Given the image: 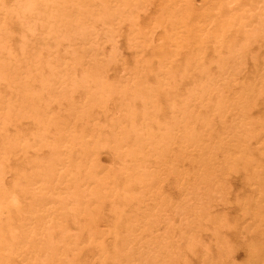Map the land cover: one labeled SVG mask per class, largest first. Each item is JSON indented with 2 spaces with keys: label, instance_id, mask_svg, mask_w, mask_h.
I'll return each instance as SVG.
<instances>
[{
  "label": "bare ground",
  "instance_id": "1",
  "mask_svg": "<svg viewBox=\"0 0 264 264\" xmlns=\"http://www.w3.org/2000/svg\"><path fill=\"white\" fill-rule=\"evenodd\" d=\"M143 1L153 3L0 0V264H192L190 252L199 264H242L226 227L249 241L248 259L262 252L246 264H264V59L249 52L264 48V0H203L198 10L159 0L150 19L161 43L128 80L106 79L95 52L101 66L84 68L91 45L80 42L99 38L90 23L114 21L119 6L132 27ZM135 30L128 41L138 33L142 48L151 44L147 29ZM49 40L77 45L58 57ZM34 41H46V55ZM53 102L67 113L49 114ZM94 109L104 113L91 122Z\"/></svg>",
  "mask_w": 264,
  "mask_h": 264
},
{
  "label": "rangeland",
  "instance_id": "2",
  "mask_svg": "<svg viewBox=\"0 0 264 264\" xmlns=\"http://www.w3.org/2000/svg\"><path fill=\"white\" fill-rule=\"evenodd\" d=\"M191 2H192V4H191V6H193V7H196L195 9H197V7H198V9H199V7H200V9H203L202 8V6L203 7H205V4H203L204 3V1L203 0H194V1H192V0H190ZM147 2V1H146ZM146 2H142V4H139L138 5V8H136L135 10V12H134V16H136V18H135V25L134 26H136V28H134V26H132L131 27V24H130V22L129 23H127V22H125V20H126V18H123V20H122V14H120V12L122 11V13H123V10L124 11H126L127 12V10L126 9H123V8H121V7H119V6H116L115 8L116 9H118L119 11H116V9H115V11L116 12H119V15H115L114 17H115V19H113L114 21H111L110 23H107V24H105V23H103V22H101V23H103V24H100L99 22H98V24L96 23V22H93V24L92 23H90V25H93V26H90V25H88V26H90L89 28H90V30L89 29H86V25H84L83 27H85L84 29H86L87 31L89 30V34H90V31L91 32H93L92 33V35L90 34V37L92 36L93 37V34H94V31H95V33L96 32H98L99 34V38H98V36H96L97 35V33L96 34H94V36H96L97 38H95L96 40H97V42H93V41H96L95 39H94V37L93 38H90V42H91V39H94L92 42H93V44H94V46H95V44H97L96 45V47L94 48L93 47V44H92V42L90 43L89 42V40L86 42V41H81L80 43L82 44V46L83 47H85V46H87L88 44H90V45H88V47L89 48H85L86 49V51H85V53H87V56H89V57H91L92 58V60H93V58L95 57H99V58H97V60L99 59L100 61H103L104 60V63L103 62H101V63H103L102 64V66L104 67L103 69H105V70H103L102 69V72L101 73H103V75H105V77H106V79L108 78V80H112V76H114L113 77V80H118L119 79V81H121V82H123L124 80H128L129 78H127V77H130V76H128V75H124L123 76V74L126 72L127 74H133L132 73V70L134 69V65H141V63H140V59L141 58H144V62H145V59L146 58H149V57H151L153 54L151 53L152 51H150L149 50V48L151 47V45L152 46H154V45H158V43H161V37H162V32H160V30H157L158 29V27H154L155 25H154V22L155 21H153V20H151L152 18H155V16L157 17V15H159L160 14V11H161V7L162 6H159V3H160V1L159 0H155V2H154V0H152L151 2H153V3H146ZM157 2H159V3H157ZM143 3H146L147 5H144ZM139 6H142V9H139ZM157 6H159L160 8H158ZM120 8V9H119ZM141 8V7H140ZM157 8L160 10H158L157 11ZM122 9V10H121ZM197 9V10H198ZM138 11V15H137V12ZM201 11V10H200ZM214 11V10H213ZM116 12H114V13H116ZM126 12H124L125 13V15H126ZM157 13V14H156ZM213 13V12H212ZM116 14H118V13H116ZM128 14V13H127ZM156 14V15H155ZM155 15V16H154ZM118 16H120V17H118ZM150 16H152V17H150ZM116 18H117V20H118V18H120L119 19V21L118 22H121V23H116ZM138 18V19H137ZM151 18V19H150ZM143 20H147V21H145V22H143ZM148 20H149V22H152V24L151 23H148ZM151 20V21H150ZM129 21V20H128ZM112 23H116L115 25H113ZM147 23V24H146ZM94 24H96V25H94ZM110 24V25H109ZM113 26H115V27H117V28H115V27H113ZM118 24V25H117ZM146 25V26H145ZM96 26V27H95ZM102 26H104V30H102L103 29V27ZM118 26H119V28H118ZM147 26H149V27H147ZM150 26H152L151 27V30H152V28H153V30L152 31H150V29H148V28H150ZM99 27H102V29H100ZM147 27V28H146ZM208 27V26H207ZM99 28V30H97L96 31V29H98ZM106 28H108V30L106 29ZM114 28H115V30H114ZM132 28V29H131ZM138 28V29H137ZM94 29V31H92V30ZM116 29H118V31L116 30ZM136 29V30H135ZM147 29V30H146ZM155 29V30H154ZM160 29V28H159ZM81 30H83V28H81ZM105 30H107V31H109L110 30V32H111V34H109V36H111V37H109L108 35H107V33H110V32H107V31H105ZM131 30H135V32H138V30H139V33H141V32H146V31H149L150 33H149V35L151 36V38L153 39L152 40V42L149 40V42H151V44L149 43V44H144V48H142V42H141V40H138V38H139V35H138V33H135V34H137V36H135V37H133V40H131V41H128L129 39H131V38H129V36L127 35V34H133V32H131ZM146 30V31H145ZM84 32H85V30H83ZM100 31H102V32H100ZM128 31H130L129 33H128ZM141 31V32H140ZM159 31V32H158ZM113 32V33H112ZM158 32V33H157ZM102 33H104V35H107L106 37H108V39H105L106 37L102 34ZM152 33H153V35H152ZM156 33V34H155ZM160 33V34H159ZM113 34V35H112ZM155 34V35H154ZM159 35V36H158ZM155 37V36H157V37H155V38H153V37ZM101 37V38H100ZM131 37V36H130ZM114 38V39H113ZM129 38V39H128ZM135 38V39H134ZM137 38V39H136ZM157 39V40H156ZM100 40H102V41H100ZM110 40V41H109ZM160 40V42H158ZM55 42L54 43H52V41L50 42V40H49V42L47 41H44V42H46V44H48L49 46H50V49H49V47L47 46V45H45L44 44V42L42 43V41H41V43L38 41V43H37V41L33 44V47H34V45L36 44H39V46L37 47L36 45H35V50L38 48H41V45L42 44H44L43 46H44V48L46 49V48H48V50H51V51H53L55 54H57L56 56H58V57H60L59 55H61L62 56V54H67V53H69L70 52V50H71V48H72V46L74 47L75 46V44H76V42H72V41H57V40H54ZM114 41V42H113ZM134 43H133V42ZM21 42V40H19L18 41V45H19V43ZM57 42H59V43H57ZM61 42V43H60ZM66 42H67V44H66ZM101 42V43H100ZM131 42V45H128L129 43ZM244 42V41H243ZM68 43H75L74 45L72 44V45H70V44H68ZM87 45H86V44ZM114 43V46L112 45ZM137 43V44H136ZM157 43V44H156ZM21 44V43H20ZM55 44L58 46H55ZM139 44H140V46H141V48L139 47ZM70 46L71 48L69 49L68 47H66V46ZM77 45V44H76ZM116 45V46H115ZM79 46H81L80 44H79ZM129 46H131V48L129 47ZM147 46V47H146ZM32 47V49H34ZM56 47V50L55 49H51V48H55ZM62 47V48H61ZM111 47H114V48H111ZM250 47L252 48H250V50H249V52H252V51H256V54L254 53L252 56H255V55H257V52L260 54V56L259 55H257L256 57L258 58L259 57V59H264V53H260V50H263L264 48L263 47H260V48H257V45H256V43H253V44H251L250 45ZM43 47L41 48V52L43 53L42 55H46V54H44V53H46V52H43V50H45ZM92 48H93V52H91L92 51ZM97 48H99L100 49V51L97 49ZM134 48L135 49H140V50H138V52L140 51L141 52V54L143 55V52H144V56H142L141 54H140V52L137 54V52H136V50H134ZM256 48V49H255ZM43 49V50H42ZM58 49V50H57ZM65 49H67V50H69L68 52H66L65 51ZM89 49V50H88ZM91 49V50H90ZM96 50H98L99 52H101V53H99V56L97 55L98 54V51H96ZM102 50V51H101ZM114 50H116V51H114ZM258 50V51H257ZM55 51H57V52H55ZM64 51V52H63ZM88 51H90V53L94 56V54H95V56L94 57H92V55L91 54H89L88 53ZM104 51V52H103ZM149 51V52H148ZM66 52V53H65ZM95 52V53H94ZM115 52V53H114ZM136 52V53H135ZM210 52V51H209ZM248 52V54H250ZM18 53V52H17ZM94 53V54H93ZM104 53V54H103ZM109 53V54H108ZM112 53L115 55H113V57H112ZM55 54H54V56H55ZM59 54V55H58ZM111 54V56H109ZM212 54V53H211ZM211 54H209V55H211ZM85 55V54H84ZM140 56V58L138 57H135V56ZM151 55V56H150ZM67 56V55H66ZM86 56V55H85ZM84 56V57H85ZM86 56V57H87ZM142 56V57H141ZM184 56V55H183ZM212 56H213V54H212ZM52 57H53V54H52ZM110 57V58H109ZM116 57V58H115ZM210 57V56H209ZM41 58H45V57H41ZM64 60H67V58H68V56H67V58H65V56L63 55V57H62ZM91 58H84V60L85 61H87V62H83L82 63V65L84 66V68H85V66L87 67V66H90V63L92 64V65H96V64H98L99 63V65L101 64L100 62H97L96 60H95V58H94V60H93V62H91ZM101 58H103V60L101 59ZM107 59V61L108 62H110V63H108V62H106V64H105V59ZM109 58V59H108ZM115 58V59H114ZM248 58V60L250 59V57H247ZM53 59L55 60V58L53 57ZM73 59V58H72ZM115 61H114V60ZM120 59V60H119ZM42 60H44V59H42ZM117 60V61H116ZM136 60H138V61H136ZM150 60V59H149ZM251 60L252 59H250L249 61L251 62ZM21 61H23V59L21 60ZM82 61H83V59H82ZM114 61V62H113ZM37 62V61H36ZM115 63V64H112L111 65V63ZM120 62V63H119ZM21 63H23V62H21ZM38 63V62H37ZM88 65H87V64ZM134 63V64H133ZM104 64L106 65V67L104 66ZM182 64V65H181ZM22 65V64H21ZM81 65V66H82ZM91 65V66H92ZM99 65H97V66H99ZM113 65H115V67L113 66ZM241 65H243V66H240V68H243V70H249V68L247 67L248 66V64L246 63H243V64H241ZM246 65V66H245ZM101 66V65H100ZM111 66V67H110ZM113 66V67H112ZM184 66V62H182V61H180L179 62V65H178V67H183ZM211 66L212 67H214V63L212 62L211 63ZM23 67V66H22ZM44 68H46L45 66H44ZM83 68V67H82ZM82 68H76L75 70L77 71L76 72V76H78L79 74H80V72L78 73V71H81V69ZM112 68H115V69H113L112 70ZM111 69V70H110ZM126 69V70H125ZM83 70H85V69H82V71ZM106 70H108L107 72V74H106ZM110 70V71H109ZM116 70V72L118 73V74H114V73H116V72H114ZM124 70V71H123ZM135 70V69H134ZM137 70V69H136ZM213 70V69H212ZM43 71H45L44 73L46 74V72H47V70H43ZM82 71H81V73H82ZM74 72V71H73ZM73 72L71 71V72H67V73H65V77L66 76H70L71 75V77H75V75H73ZM241 72V71H240ZM69 73V74H68ZM71 73V74H70ZM105 73V74H104ZM112 73V74H111ZM74 74H75V72H74ZM80 75H82V74H80ZM109 75V76H108ZM112 75V76H111ZM122 75V76H121ZM124 77V80H123V78L121 79V78H119V77ZM127 76V77H126ZM104 77V76H103ZM126 77V78H125ZM77 78V77H76ZM111 78V79H110ZM77 79H81V78H77ZM34 84V86L36 87L37 85L39 86V84L37 83V84H35V83H33ZM31 86H32V83H31ZM34 86H33V88H34ZM1 87V89L3 90V87L2 86H0ZM31 89H32V87H31ZM79 89V88H78ZM81 90V91H80ZM83 87L82 88H80L79 89V91L77 90V91H74V93L75 92H77V94L75 93H73L75 96H74V98H75V100H78V98L81 100V98H83L84 99V94H83ZM73 92V91H72ZM79 92H82L81 93V95H80V93ZM7 93H10L9 91H7ZM80 95V96H79ZM82 96V97H81ZM81 97V98H80ZM82 99V100H83ZM80 100H78V101H80ZM107 103H105V105H106ZM63 106V107H62ZM62 106H60V107H62V110H61V108L60 109H58V106H57V103L56 102H53L52 103V105H50V107H51V109H50V112H48L49 114H56V113H60L61 115H65L66 113H67V110L65 111L64 109H66L67 108V103H66V107H65V104H63ZM257 106V105H256ZM107 108H113V104H112V102L111 103H109L107 106H106ZM105 107V108H106ZM113 110V109H112ZM103 113L104 112H102V109H94L93 110V114L91 115V117H94L95 116V118L94 119H92L91 120V122L92 121H95V119L96 118H101L102 117V115H103ZM62 116V117H63ZM71 120H74L73 118L71 119ZM23 121L24 122H28L27 123V125L28 124H31L32 123V120L30 119V118H28V117H25V118H23ZM96 121H97V119H96ZM106 124L107 123V121H100V123L98 124V125H100V124ZM11 133H13V132H11ZM26 154V153H25ZM31 154V153H30ZM99 164H101V165H104V166H108L109 165V159L107 158V155L105 154V153H101L100 154V156H99ZM233 179V178H232ZM235 180V179H234ZM228 182H230L231 183V181L229 180ZM236 182V181H235ZM239 182V181H238ZM186 183V182H185ZM234 183V182H233ZM190 185V184H189ZM229 185V188L231 187L230 186V184H228ZM225 186H227V184L225 185ZM233 187V186H232ZM230 188V190H236V189H234V187L233 188ZM164 188H166L165 190L166 191H170V190H174L173 192H175V193H173L172 192V194H174V195H177V192H179L178 190V188L177 187H174V186H172V188H170L169 187V185H168V183H164ZM177 189V190H176ZM182 189V188H181ZM185 191H187V190H185ZM178 198V197H177ZM176 198V199H177ZM181 198L182 199H185V198H183L182 196H181ZM181 198L179 197V199L181 200ZM214 201H216L215 199H213ZM219 201L217 200V203H218ZM216 202L214 203L213 202V204H217ZM225 203H227V201L225 202ZM225 203H223V204H225ZM230 205L232 204V203H229ZM218 208H219V206H218ZM228 210H230V209H228ZM228 210H227V208H225V210L224 211H227L228 212ZM232 211V212H231ZM231 211H229V214H231V215H229V219L231 220V218L234 216V213H235V215L237 214V212L236 211H234V210H231ZM222 212V213H221ZM233 213V214H232ZM219 214H224L223 213V210H220V212H219ZM206 224H207V222H206ZM208 226H211V225H209V224H207ZM206 230L207 229H205V230H202L201 231V233L202 232H204V235H206V233H208L209 234V236L214 240V237H212V235L210 234V231L209 230H207V232H206ZM223 231L225 232L222 236H223V238H224V236H226L227 238V240L226 239H224V240H226V242H231L230 244L229 243H227L228 245H230L229 247H231L232 245H233V248L231 247V250L232 251H237V253H238V256H237V258H235V260H238L239 261V263H242V264H246V262L247 261H249L250 262V260H253L254 258V260H258V255L259 254H261L262 252L261 251H259L258 249V252H257V250H256V255L254 254V257H252L253 259H248V257L249 256H251V254H249V250H248V248H246L247 249V251H248V254L244 251L245 249H244V247H245V245H248L247 243L249 242L247 239V241L245 240V238H244V240L243 239H241V238H239V237H241L240 235H239V227H238V229H237V232H236V230H234V229H231V231H230V229H228L227 227L225 228V229H223ZM227 231V232H226ZM230 231V232H229ZM233 231H235L234 233H233ZM206 232V233H205ZM177 233V232H176ZM226 233H227V235H226ZM237 233V234H236ZM203 234V233H202ZM233 234V235H232ZM234 235H235V237H234ZM229 236V237H228ZM231 237V238H230ZM238 237V238H237ZM246 237V236H245ZM232 238H233V240H235V238H236V240L235 241H231L232 240ZM204 239H205V237H204ZM242 241V243H241V241ZM240 241V242H239ZM244 241V242H243ZM236 242V244H234ZM240 244H239V243ZM247 242V243H246ZM210 244V243H209ZM216 244V243H215ZM237 244H239V245H237ZM242 244V245H241ZM235 245H237V247H235ZM212 246V247H211ZM214 246V247H213ZM243 248H242V247ZM210 247H211V251H212V253H214V254H216V252L218 253V250H213V248L214 249H217L216 247H215V245H214V242H212V245L210 244ZM261 248L262 247H264V246H260ZM260 247H259V249H260ZM187 252H189V251H185L184 253H183V256L185 255H187ZM264 252V251H263ZM186 253V254H185ZM198 253V254H197ZM196 255H195V257H198L197 259L199 260V257H200V253L199 252H196L195 253ZM216 255H218V254H216ZM244 255V256H243ZM246 255V256H245ZM184 256V257H185ZM188 256V258L191 260V258L192 259H194V262H193V260H192V264H199L198 262V260L194 257V255L193 254H191V252L187 255ZM187 256H186V258H187ZM247 257V258H246ZM214 260V259H213ZM243 260H246V261H244L243 262ZM198 261V262H197ZM252 263V262H251ZM248 264V263H247Z\"/></svg>",
  "mask_w": 264,
  "mask_h": 264
}]
</instances>
